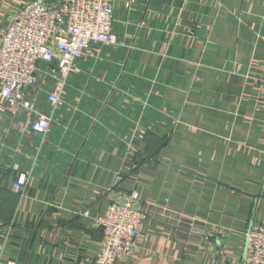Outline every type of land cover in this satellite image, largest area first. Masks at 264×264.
Here are the masks:
<instances>
[{
	"label": "crops",
	"instance_id": "0c3cea01",
	"mask_svg": "<svg viewBox=\"0 0 264 264\" xmlns=\"http://www.w3.org/2000/svg\"><path fill=\"white\" fill-rule=\"evenodd\" d=\"M113 4L121 45L80 61L60 109L39 96L52 132L0 121L2 256L90 261L94 217L137 190L146 218L118 264H243L246 232L264 222V0ZM21 171L31 179L16 190Z\"/></svg>",
	"mask_w": 264,
	"mask_h": 264
},
{
	"label": "built area",
	"instance_id": "2783aa9c",
	"mask_svg": "<svg viewBox=\"0 0 264 264\" xmlns=\"http://www.w3.org/2000/svg\"><path fill=\"white\" fill-rule=\"evenodd\" d=\"M0 121L11 118L23 133L47 137L55 117L41 108L46 95L52 111L60 109L79 63L98 45L118 46L113 0H11L0 5ZM9 133L11 126L3 127ZM137 131L127 141L125 157H137ZM31 174L21 171L14 183L23 190ZM89 216V208L81 211ZM146 218L137 190L112 197L106 210L94 217L103 229L95 257L80 264H118L132 253ZM9 225L0 224V230ZM9 239L1 247L4 249ZM0 264H17L4 258ZM243 264H264V222L246 232Z\"/></svg>",
	"mask_w": 264,
	"mask_h": 264
},
{
	"label": "trees",
	"instance_id": "16d2710c",
	"mask_svg": "<svg viewBox=\"0 0 264 264\" xmlns=\"http://www.w3.org/2000/svg\"><path fill=\"white\" fill-rule=\"evenodd\" d=\"M138 158H140V159H142V160H143V157H141V156H138Z\"/></svg>",
	"mask_w": 264,
	"mask_h": 264
}]
</instances>
